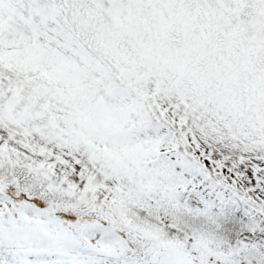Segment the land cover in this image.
<instances>
[{
	"label": "snow or ice",
	"instance_id": "1",
	"mask_svg": "<svg viewBox=\"0 0 264 264\" xmlns=\"http://www.w3.org/2000/svg\"><path fill=\"white\" fill-rule=\"evenodd\" d=\"M0 264H264V0H0Z\"/></svg>",
	"mask_w": 264,
	"mask_h": 264
}]
</instances>
